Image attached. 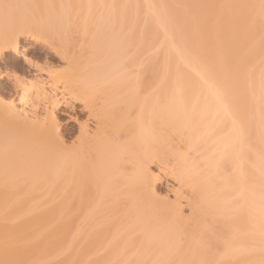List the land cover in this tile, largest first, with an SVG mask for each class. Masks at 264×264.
I'll list each match as a JSON object with an SVG mask.
<instances>
[{"label": "bare ground", "instance_id": "6f19581e", "mask_svg": "<svg viewBox=\"0 0 264 264\" xmlns=\"http://www.w3.org/2000/svg\"><path fill=\"white\" fill-rule=\"evenodd\" d=\"M9 53L0 264H264V0H0Z\"/></svg>", "mask_w": 264, "mask_h": 264}, {"label": "rangeland", "instance_id": "374dc122", "mask_svg": "<svg viewBox=\"0 0 264 264\" xmlns=\"http://www.w3.org/2000/svg\"><path fill=\"white\" fill-rule=\"evenodd\" d=\"M28 57L33 61H46L51 62L54 65H58L57 59L49 57L45 58V55L39 50V48L29 49L27 52ZM26 64L19 58H15L12 54H5L4 57H0V96L5 100L15 97V94L10 88L9 79L18 78L27 74ZM25 73V74H24ZM27 76V75H26ZM16 98V97H15ZM58 121L60 122L59 128L61 133L64 134L66 140H71L76 132V128L72 122L66 121V117L63 114L58 113ZM75 115L80 119H84L83 113L76 110ZM68 122V123H67Z\"/></svg>", "mask_w": 264, "mask_h": 264}]
</instances>
